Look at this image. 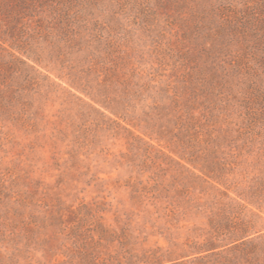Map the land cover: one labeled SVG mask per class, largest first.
Here are the masks:
<instances>
[{
  "label": "rangeland",
  "instance_id": "374dc122",
  "mask_svg": "<svg viewBox=\"0 0 264 264\" xmlns=\"http://www.w3.org/2000/svg\"><path fill=\"white\" fill-rule=\"evenodd\" d=\"M73 1L60 23L0 9V264H103L125 251L138 264H174L198 256L232 217L264 227V200L249 188L264 177V126L245 140L246 109L231 115L232 129L225 119L211 129L201 111L191 119L173 103L191 78L169 12L149 23L145 12ZM205 147L226 164L225 184L189 160ZM233 206L239 214L226 215Z\"/></svg>",
  "mask_w": 264,
  "mask_h": 264
},
{
  "label": "trees",
  "instance_id": "16d2710c",
  "mask_svg": "<svg viewBox=\"0 0 264 264\" xmlns=\"http://www.w3.org/2000/svg\"><path fill=\"white\" fill-rule=\"evenodd\" d=\"M73 2V0H17L16 7H13L6 6L7 4L1 0L0 9L5 15L15 17L17 21L40 17V21L46 22L50 17L52 21L60 23V19L67 20L68 17L70 20L75 8ZM232 2L233 0H87L86 4L89 7L115 5L122 12L133 10L142 14L145 12L149 17L147 20L149 23L159 21L158 11H168L171 18L168 19V24L179 25L182 43H185L187 48L184 60L188 69L187 76L191 78L184 83L185 86L181 87L180 91L172 93L173 103L179 104L178 107L183 106L185 112H190L191 119H194V112L201 111V115L205 117V125L211 129L217 127L214 119L227 120L223 122L227 123L229 130L232 129L231 126L236 123L231 122V115L242 107L246 109L245 119L249 121L251 130L241 127L239 131L245 140H249L250 137L253 138V133L255 134L254 126L257 124L264 126V0H253L241 7L235 6ZM89 15L93 14L90 12ZM87 20L90 23L91 19ZM94 21L100 24L97 17H94ZM237 36L246 45L244 49L236 47ZM140 89L144 88L137 87L132 93L128 91V94L125 93L126 98L137 94L138 97ZM114 112L126 121L127 114L118 110ZM179 118L185 119L183 116ZM128 120L131 119L127 118V122ZM206 136L216 138L215 131L211 130ZM194 152L189 160L191 163H194L195 159L203 161V169L200 170L202 175L225 184L223 178L228 173L225 169L226 164L216 162L217 156L213 148L205 147L201 153H196L195 150ZM214 160L218 165L217 169H212ZM226 188L230 190L231 186ZM249 188L251 194L263 202L264 177L254 181ZM223 196L229 197L225 193ZM254 197L251 196L253 200L251 202L257 203ZM226 205L232 208L230 203ZM225 214L234 216L239 213L234 212L233 206V210ZM234 220L236 219L232 217L230 225L226 223L214 227L215 234H211L196 252L198 256L174 264H264V227H257L256 221L248 217L241 218L238 222ZM216 222H218L216 219H212L210 224ZM110 237L113 235L100 237L98 240L90 237L85 241V246L100 245ZM85 256H88V251ZM157 256L154 255V258ZM135 259L140 260V257L125 251L118 257L109 255L103 264L108 262L138 264ZM148 262L165 264L160 258Z\"/></svg>",
  "mask_w": 264,
  "mask_h": 264
}]
</instances>
